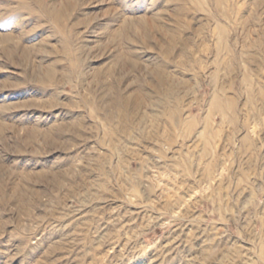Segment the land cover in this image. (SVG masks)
Wrapping results in <instances>:
<instances>
[{
    "label": "rangeland",
    "instance_id": "obj_1",
    "mask_svg": "<svg viewBox=\"0 0 264 264\" xmlns=\"http://www.w3.org/2000/svg\"><path fill=\"white\" fill-rule=\"evenodd\" d=\"M201 1L0 0V185L34 193L0 196V264H264V3ZM49 125L58 149L13 138Z\"/></svg>",
    "mask_w": 264,
    "mask_h": 264
},
{
    "label": "bare ground",
    "instance_id": "obj_2",
    "mask_svg": "<svg viewBox=\"0 0 264 264\" xmlns=\"http://www.w3.org/2000/svg\"><path fill=\"white\" fill-rule=\"evenodd\" d=\"M197 1V6L198 8H203V1L201 0H196ZM264 3V0H256L254 6L258 7L261 6L262 4ZM210 10H212L213 12V16H215V19L216 18H219V19H223L225 18L228 19L229 17L227 16V14L225 13V11L227 10V7L230 6V4L226 1V0H207L206 3ZM183 8L179 7L177 8L176 12L178 11H182ZM212 16H208L207 18L210 19ZM181 20V19H180ZM180 20L177 18L176 19V23L179 24ZM189 23H185V26L190 28L189 27ZM177 31V30H175ZM178 32V31H177ZM196 33V32H195ZM181 34V33H180ZM180 34H173V35H168L169 36V41L167 42V47L165 48H168V53L171 52L170 49H173V47H176V43H179L180 45H182L183 47H186V44H188L189 42V38L186 37L185 39H183V37L180 35ZM218 40L220 41V45L216 48V54H219L221 55L222 52H226V53H229L230 51V47H228V45L224 42L226 41L227 37H229L228 35V32L227 30L223 27V26H220L219 30H218ZM264 37V36H263ZM181 49V48H180ZM191 50H186L184 52V55L186 57H188L189 55L191 56ZM166 53H167V50H166ZM169 55V54H168ZM171 55V54H170ZM124 58V57H123ZM122 59V58H121ZM127 59V58H125ZM128 60V59H127ZM126 62V60H122V64H121V61L120 63H117L116 65H121V66H124V63ZM181 62V61H180ZM178 64V63H177ZM181 64V63H180ZM218 65L220 66H223L224 68H227V74H230L231 70L234 69V66H232L231 64H226V63H223V61H219ZM217 65V66H218ZM122 68V67H120ZM124 69V68H123ZM121 70V69H120ZM48 71V70H47ZM163 72V71H162ZM155 73V72H153ZM167 74V73H166ZM166 74H161V73H155V80H154V83L152 85L151 88H153L152 90V93L154 92L155 95L158 96V101L160 100L161 104H168L169 103V97H170V92L172 89H175L177 88V86H179L178 84H175V82H173V79L168 77V75ZM51 71L49 70L46 75H45V78L49 79L51 77ZM39 76V75H38ZM37 76V77H38ZM41 77V76H40ZM43 80V78H41ZM100 80V79H99ZM115 81L112 82L113 84V88L109 87L111 90H114L115 91V95L113 96L111 102L109 103L111 106L110 107H116L118 105H123L125 107H129L131 104L135 105V106H142V104H146V99L147 97L142 95V96H134V97H130V96H125V97H121L120 95V90L117 91L119 88H120V85L122 84L121 80L119 79H114ZM43 83L45 82V80L42 81ZM115 86V87H114ZM108 88V89H109ZM116 88V90H115ZM117 91V92H116ZM176 92V91H175ZM108 93V92H107ZM217 94V93H216ZM126 95V94H125ZM131 95V94H130ZM136 95V94H135ZM132 96V95H131ZM156 96V97H157ZM178 97V95H177ZM216 97V96H214ZM91 98V97H90ZM110 98V97H109ZM86 99V98H85ZM106 99L108 100V98L106 97ZM156 99V100H157ZM102 100V99H101ZM138 100V102H137ZM176 99L174 98V101ZM219 99H217V97L213 100V103L215 104L214 105V108H217L219 109V103L218 101ZM226 100V99H225ZM228 100V99H227ZM88 101V100H87ZM109 101V100H108ZM136 101V102H135ZM172 101V100H171ZM170 101V102H171ZM181 101V100H180ZM178 100H176V103L177 104ZM87 103V102H86ZM132 107V106H131ZM135 108V107H134ZM137 109V108H136ZM129 110V109H128ZM131 111V109L129 110ZM125 112V111H124ZM119 113V112H117ZM119 116V115H118ZM123 116V115H122ZM169 116V115H168ZM121 117V116H120ZM124 119L126 118V115L124 114ZM129 117H131L129 115ZM143 120V119H142ZM124 121V120H123ZM128 121V120H127ZM81 123V122H79ZM1 125V124H0ZM5 125V124H4ZM68 125V124H67ZM78 125V124H77ZM12 126V125H11ZM10 126V127H11ZM1 127V126H0ZM6 127V126H5ZM64 127V126H63ZM78 127V126H77ZM16 128V127H15ZM69 129V128H68ZM4 130V129H3ZM19 130V129H18ZM117 130V129H115ZM20 131V130H19ZM119 132V130H118ZM12 134V133H11ZM106 134L108 135L109 138L111 139H114L115 138V135L117 134L114 133L113 131H109V132H106ZM39 136V137H38ZM63 136V132L61 130V127L59 125H49L47 126L44 130L42 129H38V128H32L31 129H27L23 135H19L18 134V131L16 132V130L14 129V132H13V138L16 139V141L22 145H24V148L26 147H30L31 149L33 148V146L36 144L37 146L39 147H42V148H47V149H58L60 146H61V142H58L59 138H61ZM38 139H41L39 142L37 141ZM58 139V140H57ZM108 139V138H107ZM145 139V138H144ZM5 139H3L2 141H4ZM111 141V140H110ZM5 142V141H4ZM61 143V144H60ZM3 144V143H2ZM33 144V146H32ZM64 144V143H63ZM113 144V143H112ZM6 145V144H5ZM23 147V146H22ZM64 147V146H62ZM25 148V149H26ZM37 148V147H36ZM36 148L33 149V152L36 153L35 151ZM67 149V148H65ZM27 150V149H26ZM21 151V150H20ZM100 166V164H99ZM98 166V167H99ZM4 167L3 165L0 164V169ZM102 167V166H101ZM56 171V170H55ZM99 173L101 174H104L105 173V169H100L98 170ZM111 174L112 176H114L116 179H118V171L115 170V168L111 169ZM90 173V171H89ZM88 173V174H89ZM69 174V173H68ZM53 177L51 179V182L53 184L51 185H54L56 187H58L60 185V180L61 179L60 177H64L63 174H52ZM30 180V179H29ZM25 182H28L25 181ZM56 184V185H55ZM13 190V194H6L5 192V188L2 187V185H0V196H2V200L3 201H7V200H15L18 202L19 205H21L24 201H25V198L30 196V195H33L34 193L29 190L28 188H25V187H22V188H12ZM1 200V199H0ZM1 204V203H0Z\"/></svg>",
    "mask_w": 264,
    "mask_h": 264
}]
</instances>
